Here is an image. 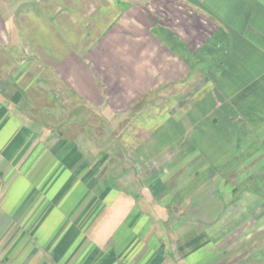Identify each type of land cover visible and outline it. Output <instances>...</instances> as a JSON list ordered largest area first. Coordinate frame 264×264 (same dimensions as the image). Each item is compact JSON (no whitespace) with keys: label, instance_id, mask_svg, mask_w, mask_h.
<instances>
[{"label":"crops","instance_id":"obj_1","mask_svg":"<svg viewBox=\"0 0 264 264\" xmlns=\"http://www.w3.org/2000/svg\"><path fill=\"white\" fill-rule=\"evenodd\" d=\"M193 163L264 179V0H0V264L222 263L228 205L160 217Z\"/></svg>","mask_w":264,"mask_h":264},{"label":"rangeland","instance_id":"obj_2","mask_svg":"<svg viewBox=\"0 0 264 264\" xmlns=\"http://www.w3.org/2000/svg\"><path fill=\"white\" fill-rule=\"evenodd\" d=\"M181 166L182 171L179 174V187L181 189L178 186H176V190L175 187H171L169 194L165 196L166 200L170 199V204L167 209L160 213V217L162 216L161 218L164 220V225L171 226L176 223L180 226L175 229L177 232H180L178 235L174 236L173 241L177 240V243L178 241L180 243L184 241L182 239L183 237H187L188 227L186 226H188V224H185L184 221H188L190 218L188 217V212H186V204L192 202L193 199L198 200L199 204L197 205H200V203H217L218 205L223 204L224 206L228 205L229 219L232 221V225L234 226L230 225L228 234L223 236V242L227 245V253L224 254V261L218 264H239L240 256H243L245 253L246 256H248L247 253L252 250L253 243L251 239L253 238L252 236L249 238L248 233L254 231L252 235L256 234L255 236L264 237V211L257 213L253 212L258 204L264 202V179L260 181L252 179V169L255 166L253 163H245L241 165L244 166L247 178L244 177V174L240 173L239 164L234 166L232 171H228V173L224 175V179H221V176H218L219 178H208V170H206L207 173H204L205 170L203 168V164H196L195 166L193 163L187 165L182 164ZM122 167V164H118L116 169L119 170ZM194 176H196V179H194ZM173 182L175 183V181ZM193 182H195V184ZM179 189L181 191H179ZM212 189H215L216 195L215 193L213 194L211 191ZM178 191L180 192L179 195ZM245 191L254 192L256 194H251L249 192L245 194ZM242 192L244 194H241ZM173 193L175 194L173 195ZM188 193H191V195ZM209 193H212V196ZM208 198H211V200L209 201ZM240 204L245 205L244 208L247 209L246 212L240 213ZM197 214H200L197 218H200L201 221L196 222L198 220H195V223L193 221V224H197V231L203 233L206 230L202 224V222H204L205 213L197 211ZM240 214L243 222H245L247 218H249L248 221L255 218L258 223H255L254 225L252 222L247 221L240 227ZM244 217L247 218L244 219ZM9 230L12 231V228H9ZM173 248V252L176 253L177 251L179 254L178 247L173 244ZM241 248H245L243 254L240 252Z\"/></svg>","mask_w":264,"mask_h":264}]
</instances>
